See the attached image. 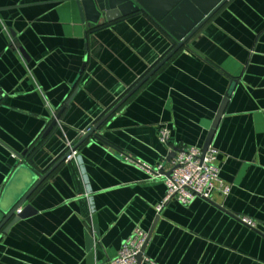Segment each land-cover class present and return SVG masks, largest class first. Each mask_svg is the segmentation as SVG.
<instances>
[{"label": "crops", "instance_id": "0c3cea01", "mask_svg": "<svg viewBox=\"0 0 264 264\" xmlns=\"http://www.w3.org/2000/svg\"><path fill=\"white\" fill-rule=\"evenodd\" d=\"M172 48L146 13L98 29L76 0H0V211ZM228 95L212 198L159 213L170 149L203 150ZM76 151L2 228L0 264H110L137 229L149 235L141 264H264V0H230Z\"/></svg>", "mask_w": 264, "mask_h": 264}, {"label": "water", "instance_id": "95a60500", "mask_svg": "<svg viewBox=\"0 0 264 264\" xmlns=\"http://www.w3.org/2000/svg\"><path fill=\"white\" fill-rule=\"evenodd\" d=\"M230 0H76L83 24L89 28L92 26L102 28L112 25L115 22L129 18L136 13L148 14L160 28L164 30L172 41L173 48L164 56L158 64L153 66L137 84L131 88L117 104H115L107 114L99 120L85 134L81 133L80 140L74 146L77 150L87 139L93 136L96 131L112 117L148 80H150L179 50L191 43L202 29L220 12ZM25 58L27 54L21 50ZM229 95L223 100L222 105L214 120L212 129L205 142L203 152L206 153L213 142L216 130L224 115ZM62 112L57 119L61 118ZM57 125V120H53L44 137H47ZM57 130V129H56ZM70 155L64 153L57 159L55 166L46 171L35 169L31 173V183L27 192L21 196L17 203L10 208H1L0 211V231L7 225L6 229L14 225L17 221L31 213V207L27 206L20 213L18 211L27 203L29 198L38 187L49 177L55 168L63 163ZM176 152L171 153L168 161L175 157ZM30 162L33 163V160ZM171 170L166 175L172 174ZM146 248V246H145ZM145 248L139 255V264L143 261Z\"/></svg>", "mask_w": 264, "mask_h": 264}, {"label": "built area", "instance_id": "2783aa9c", "mask_svg": "<svg viewBox=\"0 0 264 264\" xmlns=\"http://www.w3.org/2000/svg\"><path fill=\"white\" fill-rule=\"evenodd\" d=\"M52 119H56L58 126H61V121L57 119L55 113L52 114ZM159 136L163 144H170L171 132L167 126L160 129ZM74 146L73 143H67L65 153L70 152V155L66 158V162L77 161V151L73 149ZM170 151L171 153L176 152L175 157L170 162L173 171L169 177H166L167 191L163 202L157 208L158 212L160 213L166 205L173 201L188 206L197 199L210 200L216 189V184L221 182L220 169L217 165L219 152L213 143L206 153L197 147L171 148ZM128 159L145 170L152 179L165 176L163 166L154 168L140 161ZM227 191L225 189L224 193ZM85 196L88 199L91 198L90 193H86ZM242 221L252 228L256 227L254 221L249 218H243ZM148 239L149 235L146 232L141 229L135 230L132 236L123 243L110 264H139L138 257L147 245Z\"/></svg>", "mask_w": 264, "mask_h": 264}]
</instances>
